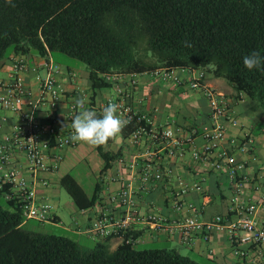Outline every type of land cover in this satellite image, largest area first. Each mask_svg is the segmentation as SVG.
Masks as SVG:
<instances>
[{
    "label": "trees",
    "instance_id": "1",
    "mask_svg": "<svg viewBox=\"0 0 264 264\" xmlns=\"http://www.w3.org/2000/svg\"><path fill=\"white\" fill-rule=\"evenodd\" d=\"M12 2L15 7L0 0V65L11 52L48 60L59 51L86 64L92 90L109 85L101 74L185 68L202 72L199 82L205 84L207 70L264 110V71L243 64L254 50L264 56V0ZM121 145L116 151L95 147L104 162L100 173L123 156ZM101 182L99 175L88 197L69 173L59 179L80 210L95 204ZM6 190L0 189V264H201L173 248L136 249L125 242L127 233L111 251L106 242L111 236L83 249L69 237L28 230Z\"/></svg>",
    "mask_w": 264,
    "mask_h": 264
},
{
    "label": "built area",
    "instance_id": "2",
    "mask_svg": "<svg viewBox=\"0 0 264 264\" xmlns=\"http://www.w3.org/2000/svg\"><path fill=\"white\" fill-rule=\"evenodd\" d=\"M34 68L35 84L32 86L25 79L30 71L25 57L16 55L11 60L7 77L0 78V109L9 111L13 116L10 132L0 138V189L7 186L6 199L19 204L25 220L49 222L54 219L53 205L47 197H39L38 191L50 184L47 175L59 168L63 160L62 151L78 145L70 140L71 119L81 109L75 105L77 97L74 96L67 105L69 124H64L62 130L58 108L67 93L57 80L59 67L51 59H43ZM141 76L161 84L201 90L211 109V123L199 134L203 140L201 147L195 143L196 129L182 133L180 127L171 123L157 125L151 112H139L133 107L129 99ZM202 76L199 70L172 67L140 73L101 74L100 77L109 83L101 100L77 89L78 97L86 101L85 108L100 115L109 102H114L119 106L121 118L130 120L124 130L128 132L127 147L135 151L119 161L123 168H127L132 175L137 174L138 178V189L127 183L107 195L108 205H104L94 218L88 228L89 233L99 237L117 235L123 240L130 222L136 217V195L148 192L151 181L163 179L161 167L165 158H183L187 151L193 161L210 162L213 170L223 171L232 188L231 202L239 203L247 179L241 175L244 164L237 155L249 154L251 145L248 140L240 142L227 134L225 123L236 121L229 110L227 98L222 92L200 84ZM30 116L33 118L29 119ZM19 154L25 160L24 166L20 163ZM23 170L28 175H24ZM165 173L169 174L170 170H165ZM189 189L200 191L201 186L195 184ZM186 192L187 188H182L179 193ZM171 205L176 213L194 209L192 203H185L176 195ZM257 208V205L249 204L234 220L217 215L203 222L195 216L168 219L149 214L146 221L153 228L161 224L165 230H178L183 239L198 234L206 240L211 230L224 231L231 243L235 264H264V217H257ZM117 209L123 216L115 215ZM125 242L132 243L131 237L125 238Z\"/></svg>",
    "mask_w": 264,
    "mask_h": 264
},
{
    "label": "crops",
    "instance_id": "3",
    "mask_svg": "<svg viewBox=\"0 0 264 264\" xmlns=\"http://www.w3.org/2000/svg\"><path fill=\"white\" fill-rule=\"evenodd\" d=\"M14 56L16 54L11 52L0 65V78L5 79L7 77ZM24 57L30 67L25 79L27 83L34 86L33 75L36 72L34 66L38 65L44 58L34 53L26 54ZM49 57L52 59L51 54ZM58 67L60 73L57 80L63 85L67 93V97L59 105L58 117L61 123L68 125L67 105L74 99V96L78 97L77 89L83 90L97 100H101L106 95L107 90L105 87L97 90L91 89L88 82V69L85 72H77L71 68L63 70L59 65ZM205 72V85L225 95L229 110L236 120L235 123H225L227 134L240 142L248 140L251 145L249 154L237 155V158L244 164L241 175L247 179L239 196V203L231 202L233 192L225 173L213 170L210 162L193 161L190 152L187 151L183 158H165L161 167L164 172L163 179L155 182L151 181L148 192H141L136 195V217L130 222L127 234L131 237L134 246L145 243L162 246L161 248H173L180 254L188 256L201 264H235L234 257L231 254V243L224 231L213 229L208 233L206 240L198 234L183 239L178 230H165L161 224L153 228L146 221L149 214H156L161 218L168 219H184L185 217L195 216L203 222L210 221L217 215L234 220L240 216L249 204L258 206L256 215L259 219L264 217V111L258 112L261 109L256 108V102L243 94L236 96L235 90L225 79L213 77L207 70ZM138 81L129 99L133 107L139 112H151L157 125L171 123L180 127L182 133H188L191 129H196L198 135L195 138V143L197 147H201L203 140L199 134L205 126H209L211 123V109L201 90H189L186 86L161 84L146 76H141ZM0 111L1 138L10 132L13 116L9 111L3 109H0ZM124 131L127 132V130ZM116 143H122L120 149L123 156L120 158H128L135 151L127 147L126 137ZM80 144L78 143L77 146L62 151L63 160L58 169L47 175L50 184L47 187L40 188L38 191L39 197L51 199L50 189L65 174L58 175L62 164L65 162V153L73 151ZM117 145L115 147L118 148ZM93 149L95 150V147ZM137 150H140V148ZM120 158L113 163L111 168L101 173L104 162L100 158L102 162L101 169L94 175L96 179L87 189L83 188L69 173L84 189L88 197L91 196L99 175L102 179L101 191L95 204L90 208L81 210L76 207V212L72 215V225L66 228L75 236L74 241L79 245L91 244V242L95 243L105 239L89 233L88 228L103 206L108 205L107 195L111 191L127 183L133 184V188L138 189L137 174L132 175L127 168H123L119 161ZM19 159L24 166L25 160L20 154ZM167 169L170 170L169 174L165 173ZM23 174L28 175L26 170H23ZM195 184L201 186L200 191L189 189ZM182 188H187V192L180 195L179 192ZM175 195L185 203H192L194 209L190 211L184 209L180 213L174 212L171 203ZM115 213L119 217L123 216L119 209ZM49 222L62 224L55 210L54 219ZM106 242L109 250L112 251L122 242V238L113 235Z\"/></svg>",
    "mask_w": 264,
    "mask_h": 264
},
{
    "label": "rangeland",
    "instance_id": "4",
    "mask_svg": "<svg viewBox=\"0 0 264 264\" xmlns=\"http://www.w3.org/2000/svg\"><path fill=\"white\" fill-rule=\"evenodd\" d=\"M52 59L56 62L61 69L66 70L67 68H71L74 71H87V66L81 60L71 57L65 53L55 51L52 54ZM256 102V101H255ZM256 108L263 110L259 103ZM1 113V111H0ZM118 143L113 142L109 145L105 146V149H109L112 151H116L117 147H115ZM102 162L97 154V152L93 149L92 146L81 143L76 149L73 151H68L65 153V162L62 164L58 175H62L64 173H70L81 185L83 188L87 189L94 182L95 174L101 169ZM51 199L49 200L54 210L60 217V221L62 224H54L51 222H38L32 219L26 220L25 227L28 230L38 231L45 234H55L61 235L65 237H69L74 240V235L67 230L70 225H72V215L76 212V206L73 203V200L66 192V190L57 182L50 189ZM84 245V246H83ZM94 243L91 244H81V248L89 249L93 247ZM136 249H152V248H161L162 246H158L155 244H136L134 246Z\"/></svg>",
    "mask_w": 264,
    "mask_h": 264
},
{
    "label": "clouds",
    "instance_id": "5",
    "mask_svg": "<svg viewBox=\"0 0 264 264\" xmlns=\"http://www.w3.org/2000/svg\"><path fill=\"white\" fill-rule=\"evenodd\" d=\"M6 3L15 7L12 0H6ZM243 64L250 71L254 69L264 71V56L254 50L243 57ZM85 103L83 97L75 99V105L81 110L71 119L70 140L73 143H84L92 147H103L109 141L119 142L123 138V130L130 120L121 118L118 104L109 102L98 115L94 110L85 108ZM261 111L264 110L258 112ZM32 118V116L29 117V119ZM64 128L65 125L62 122L61 129Z\"/></svg>",
    "mask_w": 264,
    "mask_h": 264
},
{
    "label": "water",
    "instance_id": "6",
    "mask_svg": "<svg viewBox=\"0 0 264 264\" xmlns=\"http://www.w3.org/2000/svg\"><path fill=\"white\" fill-rule=\"evenodd\" d=\"M120 142V141H119Z\"/></svg>",
    "mask_w": 264,
    "mask_h": 264
}]
</instances>
